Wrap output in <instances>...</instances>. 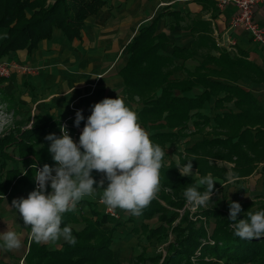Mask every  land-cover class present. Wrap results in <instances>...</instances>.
<instances>
[{
  "label": "trees",
  "instance_id": "16d2710c",
  "mask_svg": "<svg viewBox=\"0 0 264 264\" xmlns=\"http://www.w3.org/2000/svg\"><path fill=\"white\" fill-rule=\"evenodd\" d=\"M208 1L211 7L218 9L214 0ZM107 4L108 0H0V27L8 29L0 43V61L13 50H33L43 39L51 38L55 29H61L70 39L81 37L85 20ZM166 6V12L143 25L126 46L128 60L119 73L127 96L142 103L138 112L140 126L150 130L149 137L154 145L166 147L167 143H174L185 135L191 121L199 130L206 126L210 130L202 140L177 151L178 162L162 160L159 191L143 209L141 224L133 226L131 231L145 236L148 241L167 238L170 233L175 238L169 242L165 254L148 255L143 247L135 256L134 264H145L146 261L151 264H264V236L252 240L234 236L229 203L235 200L217 202L192 213L186 207L183 195L188 187L209 174L214 178L215 189L219 187L217 179L229 181V173L231 180L249 176L264 158V109L251 90L237 83L243 78L264 80V72L244 52L232 53L220 47L207 19L191 18L186 26L195 35L191 47L173 45L172 53L168 54L171 43L165 32L158 31V22L166 14L173 15L172 28L185 20V16L181 11L172 10L170 4ZM197 55L202 57L199 63L192 69L185 67V61L196 59ZM177 59L184 62L179 63ZM180 68H185L186 77L175 76ZM195 86L205 89L195 96L177 94L178 90L184 93ZM212 97L216 98L215 107L233 101L239 110L211 117L203 110ZM61 122L59 116H50L42 123L35 122L23 129L21 140L12 144L8 143L21 130V122L8 133L0 134V195L6 194L14 182L35 190L36 161L41 167L44 164L55 166L49 152L51 141L46 140V136L56 134L60 137ZM82 131L72 123L71 133L76 135L78 142ZM11 145H14L13 154L20 157V166L8 165L14 158L3 148ZM189 161L198 177L181 175L177 169L178 165L184 166ZM220 162L223 165L218 164ZM226 163L232 165L227 167ZM85 203L90 205V215H85L77 206L62 214L61 227L72 228L76 244L65 242L60 248L51 249L30 239L26 264H120L113 242L122 222L115 215L101 211L91 201L85 200ZM240 204L242 211L238 219H247L249 210H264V205L252 208L253 203ZM184 208L185 212L181 214L180 209ZM194 216H198L197 219H193ZM202 216L214 220L212 234L203 224ZM154 217L159 219L157 226L146 221ZM77 223L82 224L80 229L74 227ZM210 238L214 239V244Z\"/></svg>",
  "mask_w": 264,
  "mask_h": 264
},
{
  "label": "crops",
  "instance_id": "0c3cea01",
  "mask_svg": "<svg viewBox=\"0 0 264 264\" xmlns=\"http://www.w3.org/2000/svg\"><path fill=\"white\" fill-rule=\"evenodd\" d=\"M168 4L171 5L172 10L181 11L185 16V20H181L172 28H170V24L174 21L173 15L166 14L158 22V31L165 32L171 43L167 51L168 54L172 53L173 45L191 47L195 35L186 27L191 18L207 19L211 22L213 36L220 47L232 53L244 52L248 59L264 72V45L254 41L244 28L233 25L232 21L236 13V8L233 6L214 9L208 0H108V4L98 13L85 20L81 37L70 39L61 29H55L51 38L43 39L33 50L29 51L27 48H23L11 51L4 59L28 65L34 69V72L19 75L20 72L13 71L12 77L0 81V90L3 89L5 94L9 93L10 95V92L18 84L17 76H21L25 80V85L36 93L39 92L40 97L44 96L45 100L55 97L58 91L69 93L71 98L80 97L82 93L89 92L90 94L81 98L88 106H93L105 98L115 99L119 96L129 108L133 104H140L135 108L139 121L138 112L143 105L128 98L119 70L128 60L127 44L143 25L150 23L163 11L166 12ZM258 18L264 27V4L258 11ZM7 30L6 27H0V43ZM213 53L218 54V51L213 50ZM201 59V55H197L196 59L185 61V67L192 69ZM177 62L183 63L184 61L177 59ZM175 76L184 78L187 76V71L185 68H180L175 72ZM221 80L232 83L228 80ZM237 83L251 90L264 109V80L243 78ZM204 89L203 86H195L192 90L184 93L178 90L177 94L195 96L201 94ZM215 101L216 98L212 97L203 110L205 114L213 117L217 113L239 110L233 101L227 102L221 107H215ZM51 116L61 118L60 115ZM138 123L140 124V121ZM190 123L189 134L184 135L189 141L186 146H191L204 137L202 130H199L193 121ZM208 129L210 127H207L206 130ZM15 142L17 141L8 144ZM13 146L11 145L9 148L5 146V149H11L13 152ZM13 155H15L14 161L20 163V157L15 153ZM261 177L264 178V158L251 175L242 179L250 181L246 183V186L254 189L257 182L252 179L259 178V182H261L263 179ZM30 192L32 190L26 188L21 182H14L6 194L0 195V233L9 230L16 232L21 238L22 245L17 250L9 251L2 248L3 241L0 240V258L3 260L0 262L21 264L24 261L25 263L31 229L30 226L24 225L22 217L11 205L14 199L27 198ZM83 213L90 215L91 212L83 211ZM74 227L80 229L82 224H74ZM72 235L74 236L73 231ZM63 243L65 241L61 238L55 243H46V245L48 248L54 249L60 248Z\"/></svg>",
  "mask_w": 264,
  "mask_h": 264
},
{
  "label": "clouds",
  "instance_id": "9594fccd",
  "mask_svg": "<svg viewBox=\"0 0 264 264\" xmlns=\"http://www.w3.org/2000/svg\"><path fill=\"white\" fill-rule=\"evenodd\" d=\"M83 110H78L75 126L84 121ZM60 137L49 134V152L55 166L44 164L37 168L33 179L36 189L27 198L14 199L12 207L30 226V237L37 244L55 243L61 238L70 245L76 244L72 228H61L62 214L76 209L85 196L103 189L100 202L108 209H122L139 216L148 207L160 185V169L165 155L159 145H154L148 132L138 123L136 112L124 100L105 98L92 106V114L74 142L66 126H61ZM192 161L181 167V175H188ZM103 174L97 187L93 171ZM229 181L231 173L228 174ZM105 180L108 182L104 187ZM51 192H48V187ZM216 183L211 174L200 178L183 195L186 204L195 211L206 207L212 199ZM222 185V184H221ZM224 187V185H222ZM205 190L201 192L199 189ZM229 220L233 221L234 236L242 240L264 236V210L248 211L247 219H238L242 211L239 202L229 203ZM2 247L11 251L21 248V238L14 231L0 233Z\"/></svg>",
  "mask_w": 264,
  "mask_h": 264
},
{
  "label": "rangeland",
  "instance_id": "374dc122",
  "mask_svg": "<svg viewBox=\"0 0 264 264\" xmlns=\"http://www.w3.org/2000/svg\"><path fill=\"white\" fill-rule=\"evenodd\" d=\"M61 33L64 35L62 31ZM4 60L8 61V59H2V61ZM12 73L10 74L9 77H12L11 76ZM19 75H21V73ZM9 77L6 78L8 79ZM17 80H18V84L15 86L13 91L10 92V95L9 93L5 94V92H3V89L0 90V134L8 133L9 129L14 128L16 124L19 122H21V126H22L21 130L17 131L16 137L12 141L21 140L22 131L24 128L32 126L33 123L35 122L42 123L46 121L51 115H60L62 119L68 118L69 121L75 123L76 112L78 110H83V115L85 117V120L81 121L79 125V127H83L86 124L87 118L92 114V106L91 105L88 106L87 103L83 102V99L81 98L90 94L89 92L85 94L82 93L80 97L71 98L69 93L58 91L55 97H52L51 99L49 98L50 100H45L44 96L40 97L39 92L36 93L35 91H33V89H29L25 85L24 83L25 80L21 76H17ZM139 106L140 104L137 103V104H133L130 108L135 112V108ZM207 127L208 126H206L204 130H202L204 137L206 135V132L210 130V129L206 130ZM189 128L185 130V135L189 134ZM146 131L148 132V134L151 133L149 129H146ZM187 142L189 141L186 140V137L183 135L174 143L171 144L167 143L166 147H161L165 153L163 160L167 161V163H169L171 160L178 162L179 157L177 151L183 150L186 147ZM4 148H3V151L5 150L4 152L6 153L9 152L8 153L9 155L15 157V155H13V152H11V149H4ZM19 164H20L19 162L13 160L8 161L9 166L17 167L20 166ZM218 164L223 165L221 162ZM230 164L226 163L225 165L227 167H230ZM37 165H40L38 161H36V166ZM180 167L182 170L183 166ZM188 175H192L194 177L199 176L194 168H192L191 173ZM93 177L97 180V185H94V187H97L99 181L102 178H104L103 174L97 173L95 170L93 171ZM253 180L257 182L256 188L250 189L249 187L246 186V183L250 182L248 180L240 179V180H230L228 182H223L221 179H217L216 181L219 182V187H217L214 190L212 199H210L207 202L206 207H208L209 205H214V203L217 202L223 203L228 199L235 200L236 202L239 203H247V202L253 203L252 208L263 207L261 205H264V178L262 179L261 182H259L260 180L259 178H255V179L253 178L252 181ZM107 183L108 182L105 180L104 187H107ZM221 184L224 185V187ZM250 187L252 188V186ZM102 191L103 189H97L92 196H85L77 203V207H79L82 212L86 211L90 213L89 210L90 205L85 203V200H89L94 205H96L101 211H107L108 209L107 206L100 202ZM48 192L49 193L51 192L50 185L48 187ZM186 207L190 209L192 213L195 212L197 209H199L197 208L195 211H193L191 209V206L187 205ZM185 209L186 208L180 209L181 214L185 212ZM112 210L116 212L117 219L122 222V226L118 228L113 242L115 256L117 260L120 262V264H134L135 256L142 251L143 247L147 249L148 255H157L159 253H163V254L166 253L169 242L171 240H174L175 238V235L173 233H170L167 238H163L161 240L153 239L152 241H148L145 236L137 235L136 233L131 231L133 226L135 225L139 226L141 224L142 218L140 215L135 216L132 215L130 212L119 208ZM197 217L198 216H194L193 219H197ZM202 219L205 221L203 223L205 227L206 228L208 227L209 234H212V231L215 227L214 220L213 219L207 220V218L204 216H202ZM146 221L152 226H157L160 224L158 217H154L153 219ZM76 227H80V226H76ZM197 252L199 254L201 253L200 251ZM0 260L3 261L2 258H0ZM192 260L195 263L197 262L195 257H192ZM145 264H151V263L146 261ZM237 264H254V263L241 262Z\"/></svg>",
  "mask_w": 264,
  "mask_h": 264
},
{
  "label": "built area",
  "instance_id": "2783aa9c",
  "mask_svg": "<svg viewBox=\"0 0 264 264\" xmlns=\"http://www.w3.org/2000/svg\"><path fill=\"white\" fill-rule=\"evenodd\" d=\"M214 1L217 3L219 9H224L228 6L235 7L236 13L234 14L233 17V21H232L233 25L244 28L251 35L254 41L259 43L260 45H264V27L262 26L258 18V11L260 7L264 4V0H214ZM13 71L30 74L34 72V69L28 65L21 64L20 62H17L15 60L0 61V81L6 77H9ZM62 125L66 126V129L69 135L74 140V142L79 144V142L76 141V135L73 136L71 133L72 121H69L68 118L65 119L63 118L61 122V126ZM61 126H60V132H61ZM84 127L85 126L83 127L76 126V129L78 131H81L84 129ZM36 167L42 168L40 165H37ZM35 189H36V183H35ZM105 212L111 213L112 215L116 216V212H114L112 209H107V211ZM209 240L211 243H214V240L212 238H210ZM21 264H25L24 261L21 262Z\"/></svg>",
  "mask_w": 264,
  "mask_h": 264
}]
</instances>
